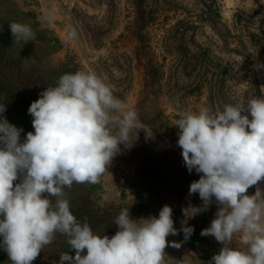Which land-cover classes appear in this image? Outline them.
<instances>
[{
  "label": "rangeland",
  "instance_id": "1",
  "mask_svg": "<svg viewBox=\"0 0 264 264\" xmlns=\"http://www.w3.org/2000/svg\"><path fill=\"white\" fill-rule=\"evenodd\" d=\"M47 12L55 17L51 24L43 22ZM12 22L29 25L35 39L15 42ZM71 30L76 36L70 40ZM259 43L264 0H0V105L9 123L23 129V141L34 132L30 104L60 76L86 71L102 78L152 138L140 131L130 149L121 145L99 183L65 188L70 210L80 222L87 218L94 233L111 237L123 209L139 219L158 217L168 205L174 227L186 221L194 232L187 241L183 232L167 237L184 242L166 247L165 264H208L222 245L201 231L218 206L184 216L183 208L203 202L198 193L188 195L200 175L184 164L175 120L180 111H222L226 104L264 98V67H255L264 65ZM230 246L243 248L238 237ZM62 252L75 256L67 238L56 234L32 264H58ZM0 264H11L2 247Z\"/></svg>",
  "mask_w": 264,
  "mask_h": 264
},
{
  "label": "clouds",
  "instance_id": "2",
  "mask_svg": "<svg viewBox=\"0 0 264 264\" xmlns=\"http://www.w3.org/2000/svg\"><path fill=\"white\" fill-rule=\"evenodd\" d=\"M54 18L47 12L43 22ZM9 28L17 43L35 39L29 25L12 22ZM67 36L74 39L75 30ZM39 97L28 108L34 132L23 141V129L9 123L6 105H0V247L11 264H32L56 234L75 251V256L62 252L58 264H165L166 247L179 249L194 232L186 221L181 229L174 227L170 206L158 217L139 219L123 209L114 220L118 230L109 237L94 233L87 218L80 222L65 198L64 189L73 184L99 183L121 145L130 149L140 131L152 138L138 113L93 72L63 74ZM177 116L184 164L200 175L188 195L198 193L203 202L182 212L192 218L218 206L201 231L222 245L208 264H264V98L226 104L222 111L201 106ZM253 186L254 195H248ZM180 232L184 241L167 240ZM234 237L243 248L230 246Z\"/></svg>",
  "mask_w": 264,
  "mask_h": 264
},
{
  "label": "trees",
  "instance_id": "3",
  "mask_svg": "<svg viewBox=\"0 0 264 264\" xmlns=\"http://www.w3.org/2000/svg\"><path fill=\"white\" fill-rule=\"evenodd\" d=\"M258 47H259V50H260L262 53H264V43H259Z\"/></svg>",
  "mask_w": 264,
  "mask_h": 264
}]
</instances>
